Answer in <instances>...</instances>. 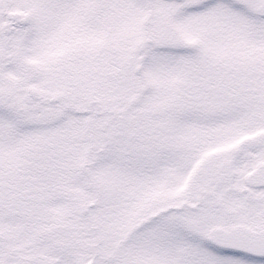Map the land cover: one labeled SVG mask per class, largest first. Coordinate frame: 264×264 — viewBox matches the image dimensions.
<instances>
[{
  "label": "snow or ice",
  "instance_id": "6c2138e0",
  "mask_svg": "<svg viewBox=\"0 0 264 264\" xmlns=\"http://www.w3.org/2000/svg\"><path fill=\"white\" fill-rule=\"evenodd\" d=\"M0 264H264V0H0Z\"/></svg>",
  "mask_w": 264,
  "mask_h": 264
}]
</instances>
